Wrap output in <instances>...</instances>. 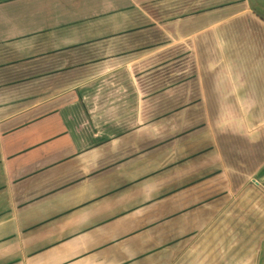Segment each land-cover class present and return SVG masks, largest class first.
<instances>
[{
  "label": "crops",
  "instance_id": "0c3cea01",
  "mask_svg": "<svg viewBox=\"0 0 264 264\" xmlns=\"http://www.w3.org/2000/svg\"><path fill=\"white\" fill-rule=\"evenodd\" d=\"M253 120L264 0H0V264H264Z\"/></svg>",
  "mask_w": 264,
  "mask_h": 264
},
{
  "label": "rangeland",
  "instance_id": "374dc122",
  "mask_svg": "<svg viewBox=\"0 0 264 264\" xmlns=\"http://www.w3.org/2000/svg\"><path fill=\"white\" fill-rule=\"evenodd\" d=\"M255 108H257V107H255ZM240 124H242V123H240ZM245 124H247V123H245ZM248 124H250L251 127L250 126L249 127L252 129L247 132V135H246L247 140L245 137H244V140L248 141V143L250 142V147L248 149H244V144L243 145L241 144L240 140L238 139V137L236 135L233 137L232 136L230 137V141L228 140V144L226 146H228L229 143H232V145H233L234 142L238 141V143L243 146L242 147L243 152H244V150H248L247 152H250V158L253 157L252 156V150L255 149V153H254L255 154V161H257V160L261 161L264 158V138H263V136L261 137V135L264 134V122H258L257 123V122H254V120H253L251 123H248ZM246 126H248V125H246ZM234 129L236 130L235 127H234ZM242 132H244V130ZM235 149H236V147H235ZM235 149L233 150V152L235 151ZM227 153H230L229 155H232L230 152V149L227 150ZM223 156H226V154L224 153ZM254 162L252 164L250 163L248 165L247 168L249 169V171H251V167H253ZM244 173H246V172H244ZM234 236L236 237V234ZM206 254L207 253L204 252V255H206Z\"/></svg>",
  "mask_w": 264,
  "mask_h": 264
},
{
  "label": "water",
  "instance_id": "95a60500",
  "mask_svg": "<svg viewBox=\"0 0 264 264\" xmlns=\"http://www.w3.org/2000/svg\"><path fill=\"white\" fill-rule=\"evenodd\" d=\"M262 189H264V187L260 186Z\"/></svg>",
  "mask_w": 264,
  "mask_h": 264
}]
</instances>
